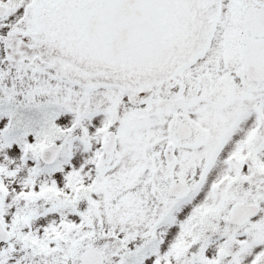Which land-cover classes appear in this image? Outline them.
Wrapping results in <instances>:
<instances>
[{
    "label": "snow or ice",
    "instance_id": "obj_1",
    "mask_svg": "<svg viewBox=\"0 0 264 264\" xmlns=\"http://www.w3.org/2000/svg\"><path fill=\"white\" fill-rule=\"evenodd\" d=\"M0 264H264V0H0Z\"/></svg>",
    "mask_w": 264,
    "mask_h": 264
}]
</instances>
